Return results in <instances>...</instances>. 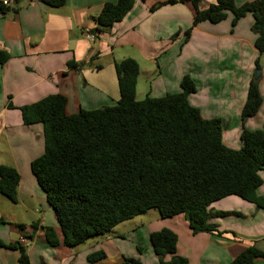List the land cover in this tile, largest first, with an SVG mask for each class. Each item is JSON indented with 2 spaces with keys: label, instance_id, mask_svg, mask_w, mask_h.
I'll return each instance as SVG.
<instances>
[{
  "label": "crops",
  "instance_id": "crops-1",
  "mask_svg": "<svg viewBox=\"0 0 264 264\" xmlns=\"http://www.w3.org/2000/svg\"><path fill=\"white\" fill-rule=\"evenodd\" d=\"M3 1L0 50L9 58L0 63V164L14 166L21 176L17 202L0 196V239L4 243L19 242L31 264H119L125 257L159 264L150 235L166 227L177 233V253L188 258L189 264H230L250 246L264 250V208L236 195L212 203L214 211L230 212L210 219L217 225L215 232L194 234L183 214L159 215L89 244L65 246L56 215L31 169V162L45 151L43 124L25 125L20 110L55 93L67 97L70 114L114 105L120 98L115 62L131 57L140 68L137 94L143 73L147 74L145 93L154 97L180 92L181 80L189 74L197 85L189 96L191 104L204 118H219L224 143L238 149L241 146L234 139L242 131V109L257 59L263 102L245 125L264 130V51L260 53L255 46L251 13L235 26L232 13L220 23L194 25L191 2L137 0L121 21L98 30L96 17L104 4L117 0H66L59 7L42 0H7L8 5ZM247 1L251 0H235L237 5ZM215 2L201 0V7ZM86 28L96 35L94 40L86 36ZM258 194L264 198V185ZM49 226L60 239L58 245L47 240ZM97 250L106 256L88 260ZM19 256L18 249L0 247V264H17ZM255 262L264 264V257Z\"/></svg>",
  "mask_w": 264,
  "mask_h": 264
},
{
  "label": "trees",
  "instance_id": "trees-1",
  "mask_svg": "<svg viewBox=\"0 0 264 264\" xmlns=\"http://www.w3.org/2000/svg\"><path fill=\"white\" fill-rule=\"evenodd\" d=\"M42 1L52 7L66 2ZM136 1L105 3L96 17L97 29L121 21ZM180 1L194 5V25L220 23L232 13L235 26L251 13L255 46L260 53L264 51V0L241 5L235 0H216L206 8L201 7V0ZM190 32L186 31V40ZM8 58L9 54L0 50V63ZM115 68L120 98L114 105L70 114L67 97L55 93L20 107L25 125L43 124L45 151L31 162V169L56 215L65 246L75 248L105 237L119 223L151 208L162 218L183 214L194 234L218 231L210 219L230 212L214 211L211 205L226 196L236 195L264 208V198L258 194L264 185V130L245 125L263 102L259 78L254 76L249 86L241 115L242 145L236 149L224 143L221 120L204 118L191 104L189 96L197 85L189 74L182 78L180 92L161 97L147 94L138 100V62L126 57L116 61ZM256 68L260 69L258 59ZM20 179L17 168L0 164V196L17 202ZM46 237L51 245L60 243L51 226L46 227ZM150 240L159 264H189L188 258L177 253L178 235L172 229L154 231ZM0 247L20 250L17 264H31L19 242L0 239ZM105 256L103 250H97L88 260ZM257 257H264V250L253 245L230 264H256ZM119 264L143 263L125 257Z\"/></svg>",
  "mask_w": 264,
  "mask_h": 264
},
{
  "label": "rangeland",
  "instance_id": "rangeland-1",
  "mask_svg": "<svg viewBox=\"0 0 264 264\" xmlns=\"http://www.w3.org/2000/svg\"><path fill=\"white\" fill-rule=\"evenodd\" d=\"M146 73H143L142 76L140 77V83L138 85V96L140 99H144L146 97V90H147V82H146ZM234 141L237 142L238 146H241V140L240 137L238 136L237 138L234 139ZM159 211L156 208H151L147 212L136 216L133 219L126 220L124 222L119 223L117 226L114 227L112 230V233L115 232H120L125 229L132 228L134 224H139L140 222H145V221H152L155 220L157 216H159ZM91 240H88L87 243L89 244ZM85 246V245H84Z\"/></svg>",
  "mask_w": 264,
  "mask_h": 264
},
{
  "label": "built area",
  "instance_id": "built-area-1",
  "mask_svg": "<svg viewBox=\"0 0 264 264\" xmlns=\"http://www.w3.org/2000/svg\"><path fill=\"white\" fill-rule=\"evenodd\" d=\"M3 4H4V5H8V4H9V1L4 0V1H3ZM85 34H86V36H87L89 39H91V40H94L95 37H96V35H95L94 33H92L88 28L85 29Z\"/></svg>",
  "mask_w": 264,
  "mask_h": 264
},
{
  "label": "water",
  "instance_id": "water-1",
  "mask_svg": "<svg viewBox=\"0 0 264 264\" xmlns=\"http://www.w3.org/2000/svg\"><path fill=\"white\" fill-rule=\"evenodd\" d=\"M259 75H260V69H257V70L255 71V78H258Z\"/></svg>",
  "mask_w": 264,
  "mask_h": 264
}]
</instances>
